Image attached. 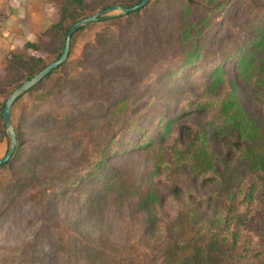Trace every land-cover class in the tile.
I'll use <instances>...</instances> for the list:
<instances>
[{"label": "rangeland", "instance_id": "374dc122", "mask_svg": "<svg viewBox=\"0 0 264 264\" xmlns=\"http://www.w3.org/2000/svg\"><path fill=\"white\" fill-rule=\"evenodd\" d=\"M64 1H53L50 23L26 38L11 35L17 43L0 47V106L31 67L15 53L38 55L47 64L56 59L62 36L44 31L59 20ZM84 1L69 26L106 6L138 0ZM148 2L137 14L98 20L76 32L69 62L13 104L21 146L11 168L0 167V208L33 172L52 191L38 207L22 203L27 193L0 215V264H252L248 258L264 264V253L258 255L264 250L262 189L253 193L251 204L259 211L246 214L236 237L223 219L228 200L257 179L245 155L250 145L231 146L229 134L217 132L219 117L197 101L204 71L217 60L229 61L237 46L249 45L252 21L264 16V0ZM192 22L201 23L200 31L189 33ZM27 41L40 46L26 49ZM193 42L202 47V57L185 70L180 64ZM175 69L182 73L176 82ZM237 79L245 110L264 127L259 87ZM119 99L138 104L114 114L109 106ZM2 124L0 119V155L6 146ZM180 124L202 130L203 141L183 136ZM112 128L117 136L109 144ZM92 166H100L98 173L90 170L74 193L56 192ZM10 171L22 180H10ZM112 171L127 192H136L96 198L88 206L85 199ZM145 189L155 194L151 208L141 202ZM231 220L236 223L237 217Z\"/></svg>", "mask_w": 264, "mask_h": 264}, {"label": "trees", "instance_id": "16d2710c", "mask_svg": "<svg viewBox=\"0 0 264 264\" xmlns=\"http://www.w3.org/2000/svg\"><path fill=\"white\" fill-rule=\"evenodd\" d=\"M139 1V0H138ZM137 1V2H138ZM194 0H189V2ZM214 1V0H211ZM136 2V3H137ZM84 0H65L59 9L60 18L57 22L50 25L47 30L44 31L45 34H49L51 32H54L52 35L59 34L62 36L61 39V46L57 53L56 59L60 56L61 51L63 49L64 43H65V37L66 33L69 29V25L67 24L69 19H73L75 14L74 11L76 9L83 10L84 8ZM147 2L142 8L129 12L127 14H115L112 16L103 15L98 18L99 21L106 20L109 17H113L116 19H123L127 16H131L134 14H137L141 12L143 9H146L148 6ZM207 3V2H206ZM205 3V5H207ZM118 4V3H116ZM222 2H219V5H222ZM114 5V4H112ZM111 6V5H110ZM108 7V6H106ZM216 10V8L214 9ZM213 10L209 9V13L211 16L213 15L211 12ZM81 16V15H80ZM84 18L83 16L78 17L75 19V21H78L80 19ZM97 20V21H98ZM85 26L79 28L76 32L84 28ZM201 23L198 22H192L187 26V29L190 32H198L200 31ZM251 36L249 37V45L244 48L243 46H237L235 51L232 52L230 56L231 59H236L234 62H232L231 69H228L229 65L231 64L230 60L228 59L226 61L224 60H217L213 65L209 66L204 71V80L202 79V86L203 87V95L199 97L197 101L198 106L202 107L203 111L210 110V112L214 113L219 117L220 120L217 122V132L222 134L227 133L229 134L230 144L234 148H239L243 145H250L249 146V153L246 152V156L248 157L247 163L249 166H253V170H255L256 181H252L248 186V188L243 189L241 193H243V196L240 198L241 193L238 196H232L226 206H225V214H224V221L225 224H227L229 227H231L232 232L234 233V237H236L238 233V224L244 223V219L246 214L249 212L254 213L255 211L258 212L259 209H256L251 206L254 195L253 193L257 189H262L261 191V208L260 210L262 213H264V127H262L250 114L245 110V107L241 101L240 91H239V80L244 79L248 80L254 85L258 86L259 88L255 89V92L259 93L264 97V16L260 18L259 20H253L251 25ZM75 32V33H76ZM184 34L187 32V30H181L180 33ZM74 33V34H75ZM71 39V48L70 53L73 49V37ZM187 34V33H186ZM247 41V40H246ZM40 46L39 42L35 41H27L25 44L26 49H38ZM69 53V55H70ZM14 55L25 59L31 64V67L29 71L27 72L25 76V81L30 79L33 75H35L37 72H39L41 69H43L47 63L43 60L42 57L35 55V54H24V52H18ZM69 57V56H68ZM202 57V47L196 46V44H192L191 50L187 51V54L182 59V63L180 64V67H184L185 70H189L192 68V66L195 63H199V60ZM55 59V60H56ZM69 62V59L62 63L60 66L54 68L49 74H47L40 82H38L35 86H33L30 90L26 91L21 96L17 97L15 102L20 99L24 95H29L33 90L37 89L45 80H47L51 75L62 69L63 66H65ZM173 76H174V82L180 79V76L182 73L179 72V70H173ZM135 76H138V74H135ZM23 83V82H22ZM176 86H173L170 90H173ZM221 87H223L221 89ZM216 90L215 93H208L207 91H213ZM6 101V99H5ZM5 101L2 102L0 106V119L3 120L2 116V109L5 106ZM131 101V99H130ZM14 102V103H15ZM138 104V102L135 100L134 102H129L127 99H119L115 103H113L111 106H109V109L111 108L112 113L116 114H124L126 110H132L133 106L135 104ZM263 106H264V98H263ZM138 106H135L136 108ZM169 108L171 106L169 105ZM73 111V108L71 109V113ZM128 111V112H129ZM127 112V113H128ZM126 113V114H127ZM165 115V114H163ZM12 122L13 117L11 114ZM164 126L165 130L169 131L172 126V120L170 118L164 119ZM13 125L15 127V124L13 122ZM179 126V132L190 139L194 137L192 140H197L202 136V141L204 139V133L202 130L198 129L195 130L192 125L190 124H180ZM16 130V136H17V145L16 149L14 151V154L12 157L5 163L0 164V167H8L11 168L10 164L14 161L16 156L18 155L19 149H20V132L17 127H15ZM2 135L7 141V149L6 152L9 150L11 145V138L9 133L7 132L3 120V124L1 127ZM111 135L109 144L114 141L116 138V129H111ZM206 147L202 145L199 149V153L202 155L206 152H204ZM6 154V153H5ZM100 166H92L89 169L85 170L84 174L81 176L79 180L73 181L65 190H56V192H61L62 194H71L74 193L78 187L81 185V180L83 177L87 176L89 174L90 170H94V173H98V168ZM167 168H171L173 166H166ZM104 171V170H103ZM100 178L102 175H100ZM98 176V177H99ZM30 179L26 180V178H23V181L18 183V186H15L19 190H15V193L12 194L7 200H4L2 202V207L0 208V215L7 214L9 212V209L13 207L17 203V198L26 195L27 199L22 198L23 202H28L30 205H33L34 207L39 206L40 200H43V196L47 193L52 191L51 186H48L45 184V179L41 175L39 176L38 173L33 172L31 176H29ZM114 172L108 173L103 178V182L96 188V190L91 194L87 199H85L86 204L88 203V206H92L94 203V200H97L96 198H108L110 196L113 200L116 198V196L125 194V193H135L136 191L133 188L132 192H127L130 190V188L126 185V183H123L121 181H115ZM10 180L15 181H21L22 177H17L13 175L12 171H10ZM26 183L25 188L23 189L24 185ZM44 187V189H42ZM50 187V188H49ZM28 189V191L25 192V190ZM39 189L41 191H39ZM137 190H140L139 187H137ZM142 191H146L144 194L141 195V202L145 203L147 207H152L156 201L154 197V193H150L149 189H145ZM16 194V195H15ZM116 205V204H115ZM140 205V204H139ZM43 207V205H42ZM233 217H237V222L232 223L231 219ZM264 253V250L261 251L258 255L262 256ZM259 256V257H260ZM234 256L229 258L233 260ZM249 261L252 260V264H255L256 258H248ZM223 264H236V262H226Z\"/></svg>", "mask_w": 264, "mask_h": 264}, {"label": "water", "instance_id": "95a60500", "mask_svg": "<svg viewBox=\"0 0 264 264\" xmlns=\"http://www.w3.org/2000/svg\"><path fill=\"white\" fill-rule=\"evenodd\" d=\"M148 1L149 0H139L137 3L129 6L123 4H114L102 8L78 21H75L70 25L66 33L65 43L60 56L56 60L48 63L43 69H41L39 72L33 75L30 79L24 81L16 88H14L6 98L5 106L2 109V116H3L5 128L11 138V145L9 150L6 152V154L0 158V164L7 162L12 157L17 145L16 130L11 118L12 106L16 98L24 94L26 91L30 90L33 86H35L38 82H40L47 74H49L54 68L60 66L62 63H64L67 60L70 53L71 39L73 34L79 28L97 21L100 16H103L113 11H117L120 14H127L129 12L142 8Z\"/></svg>", "mask_w": 264, "mask_h": 264}, {"label": "crops", "instance_id": "0c3cea01", "mask_svg": "<svg viewBox=\"0 0 264 264\" xmlns=\"http://www.w3.org/2000/svg\"><path fill=\"white\" fill-rule=\"evenodd\" d=\"M54 0H0V47H12L17 40H10L14 35L24 38L33 35L38 28L50 23L51 11L55 9ZM36 28V29H31ZM19 41V40H18ZM9 49V48H8ZM3 157L7 149V141ZM1 145L3 143H0Z\"/></svg>", "mask_w": 264, "mask_h": 264}]
</instances>
